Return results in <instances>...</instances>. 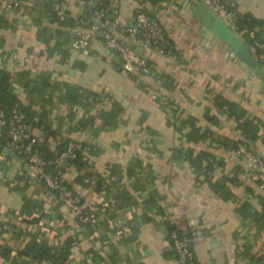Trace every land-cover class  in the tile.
I'll return each mask as SVG.
<instances>
[{
    "label": "crops",
    "instance_id": "obj_1",
    "mask_svg": "<svg viewBox=\"0 0 264 264\" xmlns=\"http://www.w3.org/2000/svg\"><path fill=\"white\" fill-rule=\"evenodd\" d=\"M24 1L0 11V71L43 120L32 127L49 152L63 140L81 144L82 165L69 160L63 171L96 222L74 227L24 158H2L0 264H35L25 253L32 243L68 237V264H179L167 224L184 232L191 220L198 264H264V188L233 148L264 159V81L209 36L201 3L91 0L126 24L148 11L174 47L172 56L144 51L151 72L125 77L99 35L85 51L72 48L88 12L66 0ZM223 1L246 17L239 34L264 68V0Z\"/></svg>",
    "mask_w": 264,
    "mask_h": 264
},
{
    "label": "built area",
    "instance_id": "obj_2",
    "mask_svg": "<svg viewBox=\"0 0 264 264\" xmlns=\"http://www.w3.org/2000/svg\"><path fill=\"white\" fill-rule=\"evenodd\" d=\"M201 1L234 27L233 13L228 10L223 0ZM66 2L69 6L85 10L90 0H66ZM24 5V0H0V11L17 10ZM102 16L103 14L98 13L92 18L90 16L91 19L89 18L90 21L86 22L87 25L76 31L71 43L72 48L85 51L95 36H103L106 47L120 57L121 74L125 77L138 72L143 74L151 72L149 61L141 54L146 50L161 56H169L168 52L159 45L166 42L162 26L147 14L137 13L134 18L137 25L121 21L117 11L111 18H106L104 21H101ZM130 39L138 47L137 50L131 46L128 41ZM0 140L4 141L3 149L22 154L29 166L30 174L36 176L48 190L55 193L58 200L68 209V215L72 218L74 227L80 228L82 222L85 223L88 220L91 223L96 222L91 211L89 217L82 218L84 209L82 200L68 186L63 171V164L66 160L74 159L82 153L81 144L70 142L64 152L54 159L47 160L34 147L38 137L33 127L23 120L22 115L15 113L9 117L3 110H0ZM236 151L247 166L244 174L264 188V159L246 145H239ZM6 156L8 155L2 151L0 159H5ZM49 166L54 167L53 171L49 170ZM196 233V224L192 220L188 222L183 234H179L176 230L170 232L172 249L179 264H195L192 242ZM35 264L56 263L43 258Z\"/></svg>",
    "mask_w": 264,
    "mask_h": 264
},
{
    "label": "trees",
    "instance_id": "obj_3",
    "mask_svg": "<svg viewBox=\"0 0 264 264\" xmlns=\"http://www.w3.org/2000/svg\"><path fill=\"white\" fill-rule=\"evenodd\" d=\"M143 1H145V0H142V2ZM227 8H228V10H230L233 13L234 28L236 29V31L238 33L241 34L244 31V29L247 28L248 21H247L246 17L245 16L242 17V16L238 15L228 5H227ZM85 11L91 15V18H92V16H95L96 13L103 14V16L101 17V21H104L106 18H111L115 14V11H117V9L115 7H110L109 5H107V3L92 4V2L90 0ZM139 12L145 13L148 16H150L152 19H155V17L152 16L146 10L141 9V10H138L137 13H139ZM137 13L135 14V16L137 15ZM90 19L87 20L86 22H89ZM155 20L157 21V19H155ZM129 24L137 25L135 19L133 20L132 23H129ZM159 25H161V24L159 23ZM99 37H101V39H103V36L99 35ZM165 39H166V42L165 43L162 42L159 45L163 48L164 51L168 52V55L172 56L173 54H175L174 47L172 46L170 40L167 38L166 34H165ZM8 77H9V73H7L5 71H0V80L3 81V82H0L1 83V85H0V110H3L6 113V115L9 117L15 113L22 115L23 120L33 127H37L39 125H42L43 120H39L38 118H36L35 115L33 114L32 109L23 105L21 103L20 99L16 96V94L13 93V86L8 81ZM67 145H68V140H63L55 148L56 152L55 151L49 152L47 150L46 146H43V144L39 141H37V143L35 144L34 147H35L36 151L38 153L42 154L47 160H51V159L56 158L61 152H64L66 150ZM3 147H4V141L0 140V154L2 152ZM233 148H235V150L238 149L237 143H235V144L233 143ZM16 155L23 158L22 154H20V153H17ZM81 156H82V154H79L76 158L70 159V162L75 164L76 166H81L82 165ZM6 158L7 159L11 158V155L6 156L5 159ZM63 167H65L64 164H63ZM53 169H54L53 166H49V170L53 171ZM89 213H90V209L84 207L83 213H82V218L89 217L90 216ZM81 226H82V228H84L87 231L90 228L89 226H91V221L88 220L85 223L82 222ZM167 228H168V238L170 239V242L172 244V240L170 238V232L175 230V229L169 223L167 224ZM178 233L183 234V232H178ZM72 243L73 242H72L71 237H68L60 245H48L44 241L32 243L33 245H32L31 251L30 252L25 251V253L27 254V256L29 255V257L32 260H35V261H38V260L45 258V259L52 260L56 264H68V258L70 255V249L72 247ZM194 260H195V264H198L197 259L194 258Z\"/></svg>",
    "mask_w": 264,
    "mask_h": 264
},
{
    "label": "water",
    "instance_id": "obj_4",
    "mask_svg": "<svg viewBox=\"0 0 264 264\" xmlns=\"http://www.w3.org/2000/svg\"><path fill=\"white\" fill-rule=\"evenodd\" d=\"M197 2L201 4L198 5L196 14L201 19V23L204 29L208 31L209 36L225 42L230 49L242 59V66L250 67L254 73L264 81V68L261 63L254 58L242 36L232 25L228 24L220 15L206 6L201 0H197ZM2 151L6 155L13 156L20 163H23L15 153L10 152L8 149H3ZM66 163L68 164L69 160H66ZM24 169L30 174V169L27 164H24Z\"/></svg>",
    "mask_w": 264,
    "mask_h": 264
}]
</instances>
